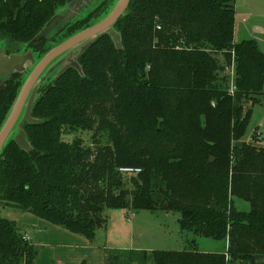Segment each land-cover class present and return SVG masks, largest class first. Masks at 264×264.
<instances>
[{
    "label": "trees",
    "instance_id": "1",
    "mask_svg": "<svg viewBox=\"0 0 264 264\" xmlns=\"http://www.w3.org/2000/svg\"><path fill=\"white\" fill-rule=\"evenodd\" d=\"M71 1L0 0V39L44 57L53 48L43 33ZM113 4L104 0L68 25L58 43ZM115 29L121 50L104 35L78 56L83 74L72 68L40 86L39 123L24 127L33 151L11 139L0 153V203L89 241L106 226L107 209L178 213L183 231L228 240V253L153 251L129 261L264 264V148L241 142L264 99V52L255 40L235 43L234 0H132ZM25 74L0 86V129ZM80 130L93 133L94 147L64 141ZM236 198L251 210L238 211ZM36 257L0 214V264ZM106 264L128 263L108 256Z\"/></svg>",
    "mask_w": 264,
    "mask_h": 264
},
{
    "label": "rangeland",
    "instance_id": "2",
    "mask_svg": "<svg viewBox=\"0 0 264 264\" xmlns=\"http://www.w3.org/2000/svg\"><path fill=\"white\" fill-rule=\"evenodd\" d=\"M103 1L104 0L84 1L79 7H77V10H74L73 15L71 14L73 9L70 7V4L60 8L57 12V18L53 20L47 29L48 31L44 33L45 36L50 40V43L48 44L49 47L54 48L69 39L70 37L65 39L63 42L58 43L59 38L66 33L63 31L68 25L85 19L90 15H94L95 11L99 8V5ZM117 1L118 0H114V4L112 6L109 5V7L104 9L100 17L93 19L94 24L107 17ZM235 2L237 5L236 15L239 19V24H235L236 43H241L246 40H255L258 43L260 49L264 52V0H234V3ZM252 6L254 7L255 13L248 12L249 8ZM243 19L246 20L245 23L242 22ZM58 33H61V36L58 37ZM6 47L7 51L10 50L11 53L14 52V54L18 49L20 52L16 54L27 53L26 48L23 45L0 39V49H5ZM81 47L82 45L73 50L74 60H76L80 55ZM41 57L33 56V59L29 61L27 64V73L23 78V84ZM67 58L68 54H65L63 57H61V59L54 62L44 74H50L48 76L49 78L47 79V77L43 76L44 78L42 81L38 83L39 86L49 84L52 82V80L56 79L59 69L68 64L66 61ZM60 60H65V63L61 65L62 67L57 68L58 61ZM231 73L232 68L227 66V69L223 75H229ZM40 95L41 94L39 92L37 97ZM260 100L262 103L257 104L252 108L253 113L250 123L241 142L264 148L263 97H260ZM15 135L16 131H14L13 136ZM77 137L82 138L86 146L94 147V137L92 132L80 130L75 134L63 136V139L64 141L71 143ZM234 205L238 211L249 212L251 210L250 204L241 199L236 198L234 200ZM0 214L3 218L17 223L21 232L29 230L24 223L25 220L23 219L25 216L30 217L29 213L14 207H6L4 203H0ZM105 217L107 218L106 226L97 231L96 238L92 242V245L94 244L102 247V250H105L108 256H110L112 259L115 258V256H119L120 261L126 262L128 264H143L138 259H132L129 261L128 258H131L130 256L132 253L143 254L144 252H147L150 254L153 251H187L191 249L208 251L206 253H225L228 249L226 240H213L211 238L199 237L191 232L183 231L179 224L180 215L178 213L134 210L131 208L107 209L105 212ZM193 242H195L196 246L193 245ZM145 264L154 263L153 261H149Z\"/></svg>",
    "mask_w": 264,
    "mask_h": 264
},
{
    "label": "water",
    "instance_id": "3",
    "mask_svg": "<svg viewBox=\"0 0 264 264\" xmlns=\"http://www.w3.org/2000/svg\"><path fill=\"white\" fill-rule=\"evenodd\" d=\"M84 1L87 0H72L69 3L73 9L72 15L74 14V10H77V7ZM131 2L132 0H118L107 17L54 47L36 63L26 78L8 118L0 129V153L11 139L14 140L21 150L28 153L33 151L24 127L26 124L39 123V120L33 117V107L40 87L38 83L44 77L50 75L44 74L54 62L61 59L63 55L68 54V58L66 59L68 64L62 67L61 65L65 63V60L58 61L57 68H62L59 69L57 79L72 68L83 74L82 67L77 60L78 57L76 60L73 58V50L81 45V53H83L104 35H109L113 39L116 48L118 50L122 49V38L116 31L115 26L126 14ZM47 29L45 32L48 31ZM44 33L43 36H45ZM33 56L31 51L25 54L8 55L5 49H0V86L10 80L16 72L27 73V64L33 59ZM14 131H16L15 136H13Z\"/></svg>",
    "mask_w": 264,
    "mask_h": 264
},
{
    "label": "crops",
    "instance_id": "4",
    "mask_svg": "<svg viewBox=\"0 0 264 264\" xmlns=\"http://www.w3.org/2000/svg\"><path fill=\"white\" fill-rule=\"evenodd\" d=\"M248 12L255 13L254 7L252 6L249 8ZM236 13L237 5L235 2V24H239V19L237 18ZM242 22L245 23L246 20L243 19ZM235 37L236 30L234 41ZM31 215L33 214H30V217L25 216L23 218L25 220L24 223L29 229L25 232H21L17 223L13 222L16 224L22 235L28 236V238L31 239L30 242L37 251L35 264H106L108 254L105 250H102V247L94 244L92 245V242L95 239L89 241L81 235L71 233L62 227L53 225L35 215ZM226 241L228 244V240ZM196 250L199 251L198 249ZM199 252L206 253L208 251ZM209 253L227 254L228 249L225 253Z\"/></svg>",
    "mask_w": 264,
    "mask_h": 264
},
{
    "label": "built area",
    "instance_id": "5",
    "mask_svg": "<svg viewBox=\"0 0 264 264\" xmlns=\"http://www.w3.org/2000/svg\"><path fill=\"white\" fill-rule=\"evenodd\" d=\"M158 29H160V27H158ZM231 76H232V84H231V87H230V89H229V93H230V95H234L235 94V92H236V90H237V87H236V85L234 84V71L232 70V73H231ZM123 172H126V173H139L141 170H138V169H123L122 170ZM134 217V216H133ZM24 239L26 240V241H30L31 239L30 238H28V236H24Z\"/></svg>",
    "mask_w": 264,
    "mask_h": 264
}]
</instances>
